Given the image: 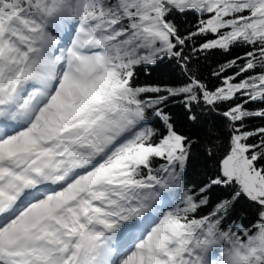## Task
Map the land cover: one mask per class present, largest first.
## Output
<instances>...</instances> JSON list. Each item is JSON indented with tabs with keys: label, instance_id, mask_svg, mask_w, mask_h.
I'll use <instances>...</instances> for the list:
<instances>
[{
	"label": "snow or ice",
	"instance_id": "snow-or-ice-1",
	"mask_svg": "<svg viewBox=\"0 0 264 264\" xmlns=\"http://www.w3.org/2000/svg\"><path fill=\"white\" fill-rule=\"evenodd\" d=\"M0 264H264V0H0Z\"/></svg>",
	"mask_w": 264,
	"mask_h": 264
},
{
	"label": "trees",
	"instance_id": "trees-1",
	"mask_svg": "<svg viewBox=\"0 0 264 264\" xmlns=\"http://www.w3.org/2000/svg\"><path fill=\"white\" fill-rule=\"evenodd\" d=\"M170 78H171V73L166 65L147 68L142 72L140 77V79L144 82L167 81ZM177 111H179V109H177ZM184 128L186 131H190L195 135H200L204 131L203 129L193 127L192 125L187 123L184 124ZM213 171H214V162L210 161L203 154V152L197 151L191 167L192 179L196 181L204 180L206 179L207 175H211ZM238 211L244 213L243 208L239 209Z\"/></svg>",
	"mask_w": 264,
	"mask_h": 264
}]
</instances>
